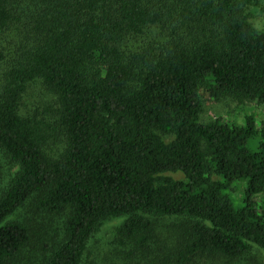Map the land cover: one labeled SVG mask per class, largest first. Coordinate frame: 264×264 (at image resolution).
<instances>
[{"label": "trees", "instance_id": "trees-1", "mask_svg": "<svg viewBox=\"0 0 264 264\" xmlns=\"http://www.w3.org/2000/svg\"><path fill=\"white\" fill-rule=\"evenodd\" d=\"M253 6L0 0V149L20 168L0 183V264H84L112 219H125L117 264H230L264 252V129L253 115L202 122L205 95L264 106ZM38 82L52 99L30 114ZM239 182L242 207L229 196ZM27 205L61 220L60 240L51 224L13 220Z\"/></svg>", "mask_w": 264, "mask_h": 264}, {"label": "rangeland", "instance_id": "rangeland-1", "mask_svg": "<svg viewBox=\"0 0 264 264\" xmlns=\"http://www.w3.org/2000/svg\"><path fill=\"white\" fill-rule=\"evenodd\" d=\"M253 24L260 31H264V0H254ZM52 96L46 93L42 82L35 83L31 86L26 97V111L31 114L35 107L44 106L46 101H51ZM205 110L202 116V122L205 124L212 123L218 119H222L225 123L234 125H244L245 119L248 115H253L257 122L259 130L264 129V106L255 102L244 101L240 102L235 99H224L222 101H214L208 95L204 96ZM260 137L257 136L249 143V149L252 152H257L260 144ZM20 168L14 164L8 156L0 149V183L1 189L9 184ZM176 179H182L180 175H170ZM247 189L246 182H239L233 185V189L229 192L231 200L237 207L244 206V197ZM259 203H264V196L258 198ZM31 205H27L20 212L16 214L13 220L31 223L37 221L36 226H45L51 224V240H60L59 231L61 227V220L50 217L42 218L37 216L31 209ZM125 219H112L105 222L94 239L91 241L88 250V256L84 264H117L116 255H120V251L115 245L117 229L124 223ZM172 221L167 220L160 224L159 230L166 231L168 225ZM230 264H264V252L260 249H255L251 255L241 260L240 262H233Z\"/></svg>", "mask_w": 264, "mask_h": 264}]
</instances>
